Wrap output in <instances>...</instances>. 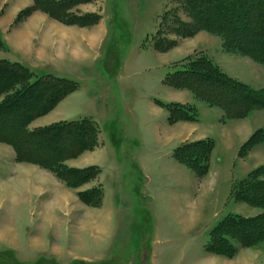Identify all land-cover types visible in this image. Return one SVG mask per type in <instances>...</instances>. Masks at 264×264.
I'll use <instances>...</instances> for the list:
<instances>
[{"label": "rangeland", "instance_id": "1", "mask_svg": "<svg viewBox=\"0 0 264 264\" xmlns=\"http://www.w3.org/2000/svg\"><path fill=\"white\" fill-rule=\"evenodd\" d=\"M253 53L264 0H0V62L78 85L20 99L0 67V264H238L207 243L232 215L264 239V207L235 195L264 181Z\"/></svg>", "mask_w": 264, "mask_h": 264}, {"label": "trees", "instance_id": "2", "mask_svg": "<svg viewBox=\"0 0 264 264\" xmlns=\"http://www.w3.org/2000/svg\"><path fill=\"white\" fill-rule=\"evenodd\" d=\"M185 3V1H184ZM164 22L165 26L169 25V19L167 18V15H164ZM173 23H171L172 26ZM175 28H178L177 26L173 25ZM246 47V46H244ZM250 50L253 49L255 52L258 50L256 49V46L250 44ZM256 55V58L260 60L262 63H264V57L258 56V53H253L252 56ZM258 56V57H257ZM195 64V61H188L186 63H183V66L178 68L177 70H174L173 72L169 73V77L177 78L180 77L181 79H184V77L191 78V74H193L195 71L191 68V66ZM5 66L3 69L7 70L9 74V77H12L14 82H21L27 80V86L23 90L22 94H20L18 97L20 99H23L24 96H26L25 93L29 92V94L32 92V90H37L41 89L43 93V96L51 95V96H65L69 92H73L78 85L75 82H72L67 79H62V78H57L53 76H43V77H37L33 72L30 71L29 68L20 65L19 63H6V61H1L0 62V67ZM19 72L16 77L15 72ZM6 79L5 81L8 80V76H4ZM1 78V77H0ZM45 85V86H44ZM59 88V89H57ZM43 89V90H42ZM254 93L250 94L249 96L251 97L250 101H255L253 102V107H249V109L246 110V112L253 110V109H264V95L262 91H253ZM24 94V95H23ZM42 96V95H41ZM18 98V99H19ZM162 106L164 107H171V103H162L159 102ZM251 105V106H252ZM3 107H0V109H3ZM92 126H94V122L90 119H82L79 121H71V122H62L60 123V126H57L59 129L62 130H71V129H79V128H84V129H89L91 130ZM53 129L56 127H52ZM51 128V129H52ZM22 133V132H21ZM236 197L241 200L244 199V202L249 203L250 205L254 206H259V207H264V181H256L253 180L250 183V180H248L247 184L243 183L241 184V187L238 189V191L235 193ZM257 219L253 220H247V222L241 221V219L237 218V216L232 215L226 217L224 220L220 221L216 227H214L213 231L210 234V239L208 241L207 249L211 251L215 247H217V251L219 249H222L223 252L218 251L219 253H222L221 255H226V256H231L235 255L237 251V245H234V243L231 240H236V242H239L243 246H252L255 245L259 242H264V239L261 238V231H258L259 229H262L259 222ZM243 222V223H242ZM233 225V226H232ZM236 225V226H234ZM228 227V233L225 235L223 234L221 236L222 240L224 241L225 244L228 245L230 249L229 252H225L226 250L225 246H219L220 244L217 243L214 238L218 235L219 231H224L223 228ZM234 227V228H233ZM248 230V231H247ZM242 234H240V232ZM239 236H237V234ZM220 235V234H219ZM234 235V237H232ZM217 243V244H216ZM221 250V251H222ZM227 251V250H226ZM233 255V256H234Z\"/></svg>", "mask_w": 264, "mask_h": 264}, {"label": "crops", "instance_id": "3", "mask_svg": "<svg viewBox=\"0 0 264 264\" xmlns=\"http://www.w3.org/2000/svg\"><path fill=\"white\" fill-rule=\"evenodd\" d=\"M15 60H13L14 62ZM17 62V61H16ZM19 63V62H18ZM30 173V172H29ZM24 174V172H23ZM26 174V172H25ZM231 191V190H230ZM230 195V192H229ZM264 249V243H262V245H259L258 243L252 246H243L241 245L239 242H237V251L235 253V255L233 256V258H231L232 260H237L239 259V263L238 264H251V256H250V252H246L247 250H263ZM242 253V254H241Z\"/></svg>", "mask_w": 264, "mask_h": 264}, {"label": "bare ground", "instance_id": "4", "mask_svg": "<svg viewBox=\"0 0 264 264\" xmlns=\"http://www.w3.org/2000/svg\"><path fill=\"white\" fill-rule=\"evenodd\" d=\"M4 195V194H3Z\"/></svg>", "mask_w": 264, "mask_h": 264}]
</instances>
